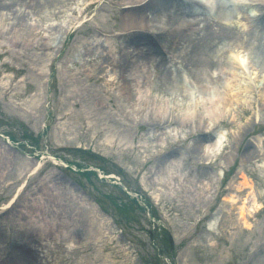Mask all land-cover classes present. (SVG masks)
<instances>
[{
    "label": "rangeland",
    "instance_id": "1",
    "mask_svg": "<svg viewBox=\"0 0 264 264\" xmlns=\"http://www.w3.org/2000/svg\"><path fill=\"white\" fill-rule=\"evenodd\" d=\"M255 1L259 5L249 11L251 0H211L202 12L211 17L218 7L236 8L222 22L241 34L247 29L244 16L255 18L263 11L264 0ZM127 2L55 0L49 7L27 8V26L20 28L0 19V132L18 142L10 146L0 138V264H264V173L259 168L264 155L248 161L244 151L249 143L248 152H264V62L245 44L222 42L240 63V81L246 78L251 88L239 100L224 96L217 117L207 120L203 113L200 129L211 139L195 148L189 127L172 121L156 129L149 118L153 100L171 108L173 102L185 103L193 117L200 110L201 95L187 94L191 78L184 71L179 87L185 99L178 87L165 85L166 93L156 89L164 88L159 59L174 63L166 52L127 43L131 65L122 74L151 71L146 82L151 91L141 100L136 92L126 94L110 84L115 79L107 64L111 41L94 28H117L118 8ZM198 10L186 16L198 22L192 36L202 34L204 26ZM40 42L44 48L35 50ZM66 70L79 78L77 83ZM88 74L101 78L93 82ZM96 102L104 107L97 110ZM25 129L36 138L34 144L23 139ZM216 138L224 147L206 164L201 148L204 152ZM171 150L175 168L164 173L160 157ZM59 159L108 174L105 180L77 175ZM212 172L218 178L214 189L205 185ZM245 177L256 197H249L248 215L241 219L238 207L249 189L241 185L239 194L236 186ZM231 196L233 205L224 201ZM115 200L137 210H117ZM213 214L215 225L207 228ZM160 229L169 232L172 245L160 244Z\"/></svg>",
    "mask_w": 264,
    "mask_h": 264
},
{
    "label": "bare ground",
    "instance_id": "2",
    "mask_svg": "<svg viewBox=\"0 0 264 264\" xmlns=\"http://www.w3.org/2000/svg\"><path fill=\"white\" fill-rule=\"evenodd\" d=\"M52 1L55 0H0V19L5 22L11 21V27H25L27 26L25 22V10L27 8L32 10L36 6L49 7L51 5L48 2ZM60 2L61 0H56V4ZM127 3L128 6L118 8L122 12L119 26L113 30L104 31L108 34L111 41L107 59H110V56L112 58L107 64L115 71V79L110 84L119 87L126 94L136 92L138 100H141L143 95L151 91L152 86L146 84V82H150L151 71L150 69L142 68L139 74L129 73L127 76L123 75L122 69H127L131 65L130 54L128 55L127 51L124 50L125 47L130 44L136 47L150 44L155 54L162 55L161 51L166 52L164 56L167 55L174 63L168 64V61L159 59V76L162 79L161 84L164 85V88L161 86L157 87L156 84V89L166 93L165 85H169V87L173 88L178 87L176 88L177 92H181L183 88L179 86L181 85V73L184 71L191 78L189 81V93L195 96L194 91H197L201 95L200 100L197 101L200 110L196 109V115L193 117L190 113L191 108H184L185 103L175 104L173 102L174 107L171 108L153 100L149 118L156 129L172 121L189 127L188 136L193 139V144L196 148L206 139H211L210 132L204 133L200 129V125H203L202 122L205 121L203 113L206 115L207 120L217 117L219 106L225 99L224 96L239 100V98L245 96L247 89L251 88L246 78L242 79V82L240 81V63L233 61V50L229 48L226 50L222 49V42L234 40L239 45L245 44L264 62V8L255 18L249 15L244 16L243 20L247 24V29L241 35L222 22L227 16L232 15L236 8L218 7L214 16L207 17L202 12L203 6L207 5L205 0H128ZM114 4L120 5L119 2ZM248 5L251 7L249 11H251L252 8L256 9L259 2L251 0ZM197 8L203 16L204 26L202 27V34L192 36L194 34V25L198 26V22L188 20L186 16L195 13ZM15 28L13 29L15 30ZM147 36L148 38L144 41ZM12 39L17 42L15 36H12ZM119 39L124 41L123 45H121ZM129 41L130 43L127 45ZM166 46L168 49L165 48ZM33 48L41 51L44 45L41 42L36 43ZM152 59L153 61L155 60L153 57ZM175 59H178V65L175 64ZM214 70L218 71L215 78H212L209 74ZM66 71L70 81L77 83L79 78L75 74L70 73L69 70ZM147 77L149 78L145 81ZM90 78L95 80L101 78V76ZM241 91H244V95H242ZM179 95L182 99L187 97L182 92ZM146 104L144 103V105ZM94 106L97 107V110L104 107L103 104L97 102ZM173 109L177 110L176 113L179 116L175 117L172 114ZM224 143V140L220 138L212 141L204 152L201 148V156L206 164L209 159L220 153ZM248 146L249 143L244 146L245 157L248 161L253 157L264 155V152H260L257 149L254 152H248ZM140 147H144V150H146L144 145ZM174 155L175 151L173 150L161 155V169L164 173L171 172L175 168L172 162ZM259 168L264 173L263 163L259 165ZM205 179H207L205 180V185H210V188L213 189L215 188V183H218V178L213 172L211 176L208 175ZM153 183L154 185L159 184L158 181ZM203 184L204 182L202 181ZM238 185V187L236 186V192L239 194H242L243 188H245H241V185H245L249 189L243 198L241 197V205L238 207L239 218L244 219L249 212L247 209L248 199L249 197H256V195L252 182L248 178L245 177L243 182ZM154 198H157L155 194ZM224 201L233 205L236 200L231 196L230 200ZM228 221L231 224L234 222L232 217H229ZM236 222L238 221L236 220ZM69 246L72 245L69 244Z\"/></svg>",
    "mask_w": 264,
    "mask_h": 264
}]
</instances>
